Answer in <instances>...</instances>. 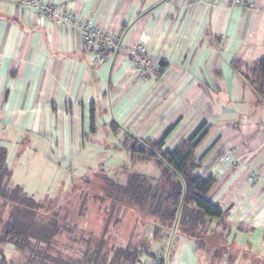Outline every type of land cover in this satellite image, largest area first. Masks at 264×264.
<instances>
[{"label": "crops", "instance_id": "crops-1", "mask_svg": "<svg viewBox=\"0 0 264 264\" xmlns=\"http://www.w3.org/2000/svg\"><path fill=\"white\" fill-rule=\"evenodd\" d=\"M41 1L121 34L126 46L142 42L154 74L134 72L123 50L94 65L77 30L0 0V146L11 185H36L33 177L20 180L29 171L36 177L42 166L32 165L45 150L85 175L91 163L79 160L87 153L122 154L110 143L124 129L156 138L173 124L165 142L171 149L203 124L195 154L198 172L214 180L208 197L225 212L232 247L244 261L264 264V92L249 81V68L264 57V0ZM230 147L238 163L220 159ZM104 156L96 169L106 167ZM12 253L7 246L5 257ZM165 264L200 263L179 236Z\"/></svg>", "mask_w": 264, "mask_h": 264}, {"label": "trees", "instance_id": "trees-1", "mask_svg": "<svg viewBox=\"0 0 264 264\" xmlns=\"http://www.w3.org/2000/svg\"><path fill=\"white\" fill-rule=\"evenodd\" d=\"M249 75L254 90L263 93L264 57L249 68ZM173 126L156 138L122 130L120 147L127 153L128 164L116 165L111 171L101 165L91 172L102 178V183L97 184L99 195H93L92 200L104 204L107 211L102 230L96 235L83 218L86 197L79 201L74 193L70 194L71 189L62 200L54 196L40 201L21 186L10 185L7 151L0 146V263L141 264L148 257L155 264H165L169 243L180 236L194 245L200 264H219L224 258L232 264L225 256L227 250H235L228 239L225 212L208 197L214 180L198 172L201 162L195 146L203 124L189 138L168 149L166 137ZM114 127L117 129L116 123ZM141 163H151L157 174L132 168ZM121 208L135 211L144 228L142 232L131 231L127 239L120 237L110 243L106 232L110 225L120 222L117 214ZM71 213L77 214L82 224L69 219ZM76 231L83 237V248L61 243L64 232L70 235ZM7 246L13 248L8 258ZM74 253L80 256L72 257Z\"/></svg>", "mask_w": 264, "mask_h": 264}, {"label": "rangeland", "instance_id": "rangeland-1", "mask_svg": "<svg viewBox=\"0 0 264 264\" xmlns=\"http://www.w3.org/2000/svg\"><path fill=\"white\" fill-rule=\"evenodd\" d=\"M150 64L152 65V63ZM120 140L121 138L119 139L114 138L111 140L112 143L110 144L114 145L115 147L116 146L119 147ZM121 151L122 154L120 156L117 154L114 155L107 154L104 156L105 154L104 152L101 153V155L99 154L98 156L95 154L94 151H92L93 154L91 155L87 153L84 156L86 159L82 158L81 160H79V162H85L83 164L91 163L90 170L87 169V171L85 172V175H89V176H84V174L83 175L79 174L80 172L77 170L79 166L75 162H72L67 169H64L65 164L59 162L54 154H50L45 150V156H43L44 158H42V155H40L38 156L39 158L35 159V160L42 159L43 162L40 163L38 161L37 163L32 165V167L39 166L40 164H41L40 166H42V169L39 172H35V174H37L36 177L33 174H32L33 176H31L30 171L26 172V175L25 172H23L22 175H25V178H22L20 181H29L33 177L32 181H35L36 185H34L35 182L33 183L34 186L27 184L24 186V190L40 201H42L44 198L47 200L52 199L54 198V196H56V198H58L59 200H62L63 198L66 197L67 192H69L68 190L71 189L72 192H70V194L74 193L75 198H78L79 201L81 198L86 197L85 199H87L88 201L85 204L83 218L85 219L86 225L90 227L91 231L96 235L99 234L102 230L103 227L102 219L103 216L106 215L107 211L103 209L104 204L100 205L97 200H92L93 195H99L98 186L102 183V178L101 177L96 178L94 175L91 174V172L95 171L97 167L94 165L96 160L99 161L98 164L101 163L100 159L103 158V156L104 158L106 157L105 163L107 164L104 165L106 166L108 171H111L116 167V165L109 164V162L111 163V159L115 162L123 161V163L128 164L127 163L128 156L126 151L125 150H121ZM46 158H49V161ZM132 168L150 174H157L156 168L151 163L134 164ZM12 182H13V177L10 180L9 184L11 185ZM98 182H100L99 185H97ZM46 194L47 196H45ZM117 216H119L120 222L118 224H115V226L110 225L106 232V238L110 243H115L114 241H117V238L120 237H122L123 239H127L131 231L133 230H135V232L143 231L144 225L141 224V220L138 219L135 211L131 209L121 208L119 209ZM68 217L76 224L82 222V221L80 222V218L78 217L77 214L71 213L70 216ZM113 218L114 217H112V219ZM112 221L113 220H111V223ZM62 235L63 236L60 239L62 244L65 243L66 246L69 245L76 248H78L79 246L80 248L84 247V240L82 241L83 237L80 236V231H76V234L72 233L70 235L64 232ZM83 236L86 237L87 234L84 233ZM74 238H76L75 241ZM166 240L167 239L163 241ZM203 255L206 258V252H204ZM79 256H80L79 253L77 254L74 253L72 257L77 258ZM225 256L226 258L231 259L230 261H233L234 259L237 258L239 260L237 264H255L254 261L253 262H250L249 260L244 261L245 258L244 252H238L236 250H227Z\"/></svg>", "mask_w": 264, "mask_h": 264}, {"label": "built area", "instance_id": "built-area-1", "mask_svg": "<svg viewBox=\"0 0 264 264\" xmlns=\"http://www.w3.org/2000/svg\"><path fill=\"white\" fill-rule=\"evenodd\" d=\"M32 6L39 17H45L57 24L69 26L77 30L81 36L83 47L93 53V64L106 62L113 54L123 50L133 71L141 75L142 78L153 75L154 69L148 60V50L140 41L126 46L121 34L108 31L96 24H91L77 12L71 11L64 4L44 3L41 0H8ZM233 5H238L241 0H231ZM222 161L238 163L240 156L234 148L224 150Z\"/></svg>", "mask_w": 264, "mask_h": 264}]
</instances>
